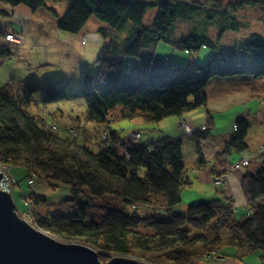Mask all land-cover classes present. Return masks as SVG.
<instances>
[{"label": "trees", "instance_id": "obj_1", "mask_svg": "<svg viewBox=\"0 0 264 264\" xmlns=\"http://www.w3.org/2000/svg\"><path fill=\"white\" fill-rule=\"evenodd\" d=\"M21 4L33 12L47 8V0H0V7ZM150 7H157L158 14L153 25L146 26ZM245 9L261 11L263 34L252 33L241 45L191 67L158 55L160 44L190 53L217 50V41L188 32L187 24L203 14L205 20L221 26V33L239 31L244 27L239 14ZM1 15L8 13L3 10ZM91 18L104 25L100 32L105 45L96 60L97 72L86 73L82 82L85 126L62 125L54 119L57 113L47 119L32 111L35 96L42 91L43 110L65 101L68 84L49 83L43 90L36 84L0 87V164L25 170L30 190L39 174L53 190L67 186L69 195L61 202L62 208L79 204L76 215L42 214L36 206L44 199L22 191L25 208L21 214L27 213L26 201L30 202L34 227L62 241L92 246L104 264L114 256L137 252L167 254L172 264H196L206 257L215 258L214 253L229 257L226 248L244 245L264 252V160L257 172L241 178L248 205L245 213L237 212L225 183L218 186L216 197L175 213L172 210L181 202L182 192L193 186L183 139L165 136L146 145L137 143L139 132L122 136L112 126L123 121L157 124L170 117L181 118L206 108L210 99L238 90L264 99V0H76L59 17L58 27L80 34ZM0 38H6L1 29ZM13 53L8 46L0 47V59ZM132 60L138 65L129 71ZM235 126L217 157L248 150L249 120L239 118ZM88 127L94 136L85 131ZM213 127L208 112L205 129L195 136L206 140ZM197 151L201 168L205 160L200 146ZM13 179L12 196L15 186L20 187V181ZM104 195L114 196L133 211L114 209L99 222L89 220L85 208Z\"/></svg>", "mask_w": 264, "mask_h": 264}, {"label": "crops", "instance_id": "obj_2", "mask_svg": "<svg viewBox=\"0 0 264 264\" xmlns=\"http://www.w3.org/2000/svg\"><path fill=\"white\" fill-rule=\"evenodd\" d=\"M75 1L76 0H47V8L39 9L36 12H33L25 5L24 7L19 5L14 8L2 7L3 10L8 13L9 18L15 20V22H17L20 27V29H16V27H14L5 34L11 35L21 32V34L24 35V45L21 52L19 51L20 54H18L20 55V59H18L15 64L12 61V57L4 58V60L0 59V65H2L0 75L2 74L6 83L4 86L12 84L14 88H17L29 84L40 85L39 82L44 83L45 86L49 83L68 84V74L66 76H62V78L60 77V79L57 80L52 76H46L38 79L31 77L29 71L26 69L27 66L31 64V61L36 63L38 61L43 63L46 62L48 66L51 65V62H55L56 65L60 66L59 55L61 53V49H64L63 58H65L66 61L72 63L68 66H72L70 71L73 70L75 66L77 67L78 63L81 65L85 64L81 70V73L82 75L84 74V76L86 73L90 72V69H93L92 67H96L97 70L98 67L96 65V60L101 49L105 45V41L102 38L100 32L104 25L99 23L100 21H98L96 18H91L83 28L82 32L75 35L64 32L58 27L59 17L64 15ZM50 9H53L57 13V16L52 13ZM3 10H0V14ZM16 17H18L19 20H16ZM56 46L57 48H55ZM73 59H75L76 62H74ZM137 65V61H130L128 70L131 71ZM70 71L68 73H70ZM41 89L43 90L45 88L41 87ZM256 100L257 99L251 98L246 90H238L218 98L210 99L206 109L201 108L197 111L186 114L181 118L170 117L162 121L160 126L158 128L154 127L144 140V142L150 141V144L142 142L143 144L151 145L154 143V141L156 142L165 136L180 138L183 139V141L187 137H195V134L199 132V129H205L207 113L209 112L214 121V127L211 129H216L218 133L217 137H214L210 132L208 139L203 140L204 143L199 142L201 143L199 145L202 149L205 164L201 166V168L199 164L195 165L193 168V173L195 175V181L198 183V185L195 186H199L200 189L191 195L190 200L186 202V204L190 202L193 203L205 201L216 197V191L220 185L218 182H216V179L225 177L226 181L224 186L226 188L227 195L234 199L237 212L245 213L248 205L241 188V178L247 172H252L259 169L261 164L255 163L258 165V168L255 170H253L254 168L249 169L251 166L250 164L249 166H240L230 171L228 168L244 157L243 152H231L228 155L218 157L217 153L224 150L225 144L230 140L236 121L239 118H247L250 122V129L246 138V145L248 149H255L259 146L255 138L252 137L254 135L253 131L258 127V125L263 128H258L255 131H258L259 134L264 135V100L258 99V106L256 107L259 110L256 112L255 116H252V109L255 108ZM67 102H70V100ZM36 105L40 107V101L36 102ZM261 106H263L262 109ZM46 110L48 111L50 118H53L51 113H57L58 117L54 119H57L58 122L61 119H64L66 113H69L71 121L70 123L72 125L67 123L69 124L67 126L83 127L87 124L85 117L82 116L80 120L78 118V114H75L76 107H74V109H70V112H68V110H66L61 104H55L47 107L45 111ZM221 113L227 114L225 116H220L219 122L217 123L218 118H216L215 115ZM136 122L141 121L136 120L133 122V124H130V126H127L125 123H119V125L122 124L120 125L122 127L121 129H124L125 127H132V131H130V133L125 136L132 135L135 133V131H139V140H141L143 138V134L140 130H133V127L135 124L142 123ZM62 125H66L65 122H63ZM150 129V126L147 127V130ZM188 129H192L193 133L190 134ZM154 130L156 135H153L152 133ZM259 134H256L255 136H258ZM253 141H256L255 146L253 145ZM262 143V145H264V140ZM183 148L185 161V141ZM225 252L227 255H229V257H221L220 260L217 261H198L196 264H247L230 255L231 252Z\"/></svg>", "mask_w": 264, "mask_h": 264}, {"label": "rangeland", "instance_id": "obj_3", "mask_svg": "<svg viewBox=\"0 0 264 264\" xmlns=\"http://www.w3.org/2000/svg\"><path fill=\"white\" fill-rule=\"evenodd\" d=\"M138 1L149 2L150 0H138ZM227 1H230V0H227ZM20 6L24 7V5H20ZM0 10H3V8L0 7ZM157 14H158V8L157 7L151 8L150 7L146 13L145 18H144V24L146 26L153 25V23L155 22V19L157 17ZM239 17L244 22V27L239 31L229 30V31H226L224 33H221V30H220L221 26H219L218 24L210 23L209 20H207V19L205 20L203 14L196 17L194 20H192L191 22H189L187 24L188 26L186 27V29L188 30V32H196V33L201 34V35H207L212 40L217 41L218 42L217 44L219 46V48L217 50H212L210 48H206V49H202L200 52H195V53L191 52L190 53V52L176 50V49H174L171 46L166 45V44H160L157 48V53H158V55L164 57L168 62L180 65L182 67H191L195 63L204 64L211 56H213V55L218 56L220 54L221 50H226V49L232 48L234 46L241 45L242 43H244L248 39V37L252 33L263 34V27L261 25V11L260 10L245 9V10H242L240 12ZM16 20H19V18L16 17ZM99 23H101V22H99ZM14 27H16V29H20L18 23L15 22V20L10 19L9 16L5 17V16H2L0 14V29L3 30L4 33L9 32ZM18 34L20 35L21 32H19ZM126 34H127V32H126ZM8 35H10V34H7L5 39L0 38V47L4 46V45L10 47L11 51L14 52L13 55L11 54V57L13 58L12 61L15 64L16 61H18V59H20V55H18V54H20L19 51L21 52L23 45H24V35H23V41L21 42V44H16L15 42H9L7 40ZM21 36H22V34H21ZM55 48H57V46ZM52 49H53V47H52ZM63 57H64V49H61V53L59 55L60 66L56 65L55 62H51L50 63L51 65L48 66L46 64V62L43 63L41 61H38L36 63L34 61L33 62L31 61V64L28 65L26 69L29 71L31 77L38 78V79L46 77V76H52V77H55L57 80V79H60V77L62 78V76H66L68 74L67 78H69L68 84L70 86V90L68 92V96H67L68 98L67 99L70 100V102H67L68 100L66 99L65 101L60 102L59 104H61L66 110H68V112H70V109H74V107H76L75 114H78V116H79L78 118L80 119V118H82V116L85 117V115H86V102H85V100L82 96V92H81L82 82H83V78H84V74L82 75L81 70L83 69L85 64L81 65L78 63L77 67L76 66H75V68L73 67L74 69L70 71V68L72 66H70V67H68V66L71 65L72 63L66 61V59ZM73 61L76 62L75 59H73ZM0 66H2V65H0ZM92 68L93 69H90V72L96 73L98 68H97V70H96V67H92ZM0 70H1V68H0ZM69 71H70V73H68ZM4 84H6V83H5V80L3 79V76L1 74L0 75V87L4 86ZM39 84L40 85H38V84L37 85L41 86L42 88H45L47 86V85L45 86V84L41 83V82H39ZM29 85H31V84H29ZM29 85H26V86H29ZM44 97H45V91H42L41 93H38L35 96V99H34L35 105H36V102L40 101V107L38 105H36V107H34L32 109V111L35 114H40V115L43 114V116L46 117L47 119H52L49 117L50 115H49L48 111L43 110L44 107L42 105V100ZM216 98H218V97H216ZM50 106H52V105H50ZM50 106H48V107H50ZM256 106H258V99L255 101V108L252 109L253 110L252 116H255L256 112H258V110H259ZM262 107L263 106H261V109H262ZM202 109H206V108H202ZM226 114L227 113L216 114L215 116H216V118H218L217 123L219 122V117L222 115L225 116ZM139 121H141V122H136V123H142V124H135V126L133 127V130H140L141 131V133L143 134V138L141 140H137V143H142L147 138V136L150 134L149 132H151V130H153L154 127L158 128L160 126L161 122L157 123V124H155V123H152V124L148 123L147 124V123H144L142 120H139ZM59 122H60V124H62L63 122H65L66 125L71 124L69 113H66L64 119L63 120L61 119ZM67 123H69V124H67ZM120 123H125V124H127V126L128 125L130 126V124H133V122L130 123L128 121H123ZM120 125H122V124H120ZM120 125H119V123H116V124H113L112 126L115 129H121L122 127ZM149 126L151 129L147 130V127H149ZM218 128H221V127H218ZM258 128L260 129L263 127L258 125V127L256 129H258ZM255 130L253 131L254 135L252 138H255V140L258 142L257 144H259V146L255 149H248L249 151H259L261 149V147H264V145H262L263 144L262 142L264 140V135L259 134V132L255 131ZM85 131L88 133L91 132L93 136L95 134L94 131L92 130V127H88ZM118 131L122 134V136H125V135L129 134L130 131H132V127H125L124 129H121ZM210 132H211L212 136L217 137L218 131L216 129H211ZM152 133H153V135H156L155 130H154V132L152 131ZM256 134H259V135L255 136ZM156 139H154V140H156ZM184 141L186 142L185 164H186V167L188 170V175L193 180L194 186H192L191 188H187L182 192L181 202L178 205H176L172 210V212H175V213L186 212V210L188 209V206L196 203V202H193V203L190 202V203L186 204V202H188L190 200L191 195H193L195 193V191L200 189L199 186H195V185H198V183L195 181V175L193 173V168L195 167V165L199 164V153L197 150H198V146H200L199 144L204 143V141L199 140L196 136L195 137L191 136V138L187 137V138H185ZM256 141H253L254 146L256 145ZM149 142L150 141H145L144 143L150 144ZM199 142H201V143H199ZM263 155H264V152H263ZM252 164H251L252 167L250 166L249 169L254 168L253 170H255L256 168H258L257 164H255V163H252ZM10 170H11V174L13 175V177L16 178L18 181H20V187L15 186V190L13 193V198H14V201L16 203V209L20 214L24 211V208H25L24 201L21 198L22 191H25L26 193H30L32 191L44 199L43 201L39 200V202L37 203V206H36L37 211L42 213V214H49V215H54V216H56V215L71 216V215L78 214V212H79L78 211V209H79L78 203L69 204L67 209H64L60 206L61 202L69 195V189L67 186H61L59 189L53 190L50 187V185L46 182V180L44 179V175L39 174L35 177L33 189L30 190L28 183H27V179H25V174H26L25 170L16 169V168H11ZM257 170L252 171V172L255 173V172H257ZM182 200H183V202H182ZM257 207H258V204L255 205V208H257ZM122 208L127 210V212H129V213H131L133 211L132 207L124 206L114 196L104 195V196L95 198L94 203L92 205L87 206L85 208V210L88 214L87 218L89 220L99 222L111 210L122 209ZM138 213L143 214L142 211H138ZM20 216H21V218H23L25 220L29 219L27 217V215L21 214ZM54 238H56V237H54ZM57 240L60 242H64V243H72V242L62 241L60 239H57ZM225 251L231 252L230 255L234 256L236 259H239L244 263H247V264H264V258H263L264 252L260 249L253 251L249 246L244 245L241 249L226 248ZM213 256H215V258L210 256V257H206V259H203L202 261H217V260H220V258H221V257H219L220 255H215V253ZM216 256H218V257H216ZM114 257H116V256H114ZM123 257L135 259L137 261L144 262L147 264H172L171 261L168 260L167 254H164V253L137 252L134 255L123 256Z\"/></svg>", "mask_w": 264, "mask_h": 264}, {"label": "water", "instance_id": "obj_4", "mask_svg": "<svg viewBox=\"0 0 264 264\" xmlns=\"http://www.w3.org/2000/svg\"><path fill=\"white\" fill-rule=\"evenodd\" d=\"M3 174L0 172V182ZM0 264H104L86 243H64L21 218L13 196L0 188ZM105 264H147L116 256Z\"/></svg>", "mask_w": 264, "mask_h": 264}, {"label": "built area", "instance_id": "obj_5", "mask_svg": "<svg viewBox=\"0 0 264 264\" xmlns=\"http://www.w3.org/2000/svg\"><path fill=\"white\" fill-rule=\"evenodd\" d=\"M9 37H11V39H9ZM7 40L9 42H15L16 44H21V42L23 41V35L21 36V34L20 35L19 34H11V35L7 36ZM0 68H1V66H0ZM233 130L234 131L236 130V126H234ZM188 131L190 134L193 133L192 129H188ZM71 135H76L75 131H71ZM135 138L139 139L140 134L136 133ZM263 152H264V147H261V149L259 151H249V150L244 151L243 152L244 157L240 161L232 164L228 168V170L231 171L232 169L240 167V166H249L250 163L253 161L261 163L264 160ZM0 172L3 174V178L0 182V188L3 191H6L12 195V184L14 182V179H13V176L11 174L10 168L8 166H4V165L0 164ZM225 181H226L225 177H221L220 179L219 178L216 179V182H218L219 184H224ZM29 184L32 185L33 181H30ZM26 205L28 207V211L24 215H27V217L29 218L27 220L32 224V222H31L32 204L30 202L26 201Z\"/></svg>", "mask_w": 264, "mask_h": 264}, {"label": "snow or ice", "instance_id": "obj_6", "mask_svg": "<svg viewBox=\"0 0 264 264\" xmlns=\"http://www.w3.org/2000/svg\"><path fill=\"white\" fill-rule=\"evenodd\" d=\"M9 39H11V37H9Z\"/></svg>", "mask_w": 264, "mask_h": 264}]
</instances>
